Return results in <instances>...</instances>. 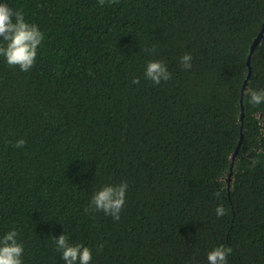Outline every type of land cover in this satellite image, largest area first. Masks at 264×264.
<instances>
[{
	"label": "trees",
	"instance_id": "1",
	"mask_svg": "<svg viewBox=\"0 0 264 264\" xmlns=\"http://www.w3.org/2000/svg\"><path fill=\"white\" fill-rule=\"evenodd\" d=\"M0 3L44 33L28 72L0 57V238L17 230L23 264H66L62 234L90 264H208L220 245L228 264H264V103L245 95L243 118L241 103L264 0ZM154 59L171 80L145 78ZM250 87L264 89V36ZM122 181L119 220L84 211Z\"/></svg>",
	"mask_w": 264,
	"mask_h": 264
},
{
	"label": "clouds",
	"instance_id": "2",
	"mask_svg": "<svg viewBox=\"0 0 264 264\" xmlns=\"http://www.w3.org/2000/svg\"><path fill=\"white\" fill-rule=\"evenodd\" d=\"M112 3H118V0H111ZM100 6L105 4V0H99ZM0 57L6 58V62L10 67L19 66L23 72H28L34 67L38 48L44 40V33L39 25L30 23L25 19L21 10H15L7 3H0ZM6 42V43H4ZM145 52H155V48H145ZM193 57L191 53H185L180 64L185 69L192 68ZM146 79L151 80L155 85H160L162 81L167 82L172 79V73L163 60L154 59L147 62L144 72ZM140 82L139 77H134L133 84ZM247 103L252 105H260L264 103V89H247L245 93ZM264 123V122H262ZM264 134V126L261 127ZM26 141L20 138L16 141L15 147L21 148ZM264 154L261 149L257 156ZM260 163L259 159L253 158L251 167H255ZM129 185L127 181L119 184H106L97 190L91 197V202L84 209L85 212L102 211L105 215H110L114 220L120 219V214L126 203V193ZM214 195L219 199L221 191H217ZM218 217L227 214V209L221 204L216 208ZM18 232L15 228L8 231L0 238V264H23L24 244L18 239ZM56 249L62 252V259L66 264H90L93 254L92 249L84 246L82 243H71L67 235L62 234L54 241ZM103 246L101 245V248ZM233 249L230 246L220 245L211 250L207 255L208 264H228V256Z\"/></svg>",
	"mask_w": 264,
	"mask_h": 264
},
{
	"label": "water",
	"instance_id": "3",
	"mask_svg": "<svg viewBox=\"0 0 264 264\" xmlns=\"http://www.w3.org/2000/svg\"><path fill=\"white\" fill-rule=\"evenodd\" d=\"M264 36V25L258 35V37L255 39L253 45H252V48H251V52H250V56H249V59H248V63H249V74H248V77L247 79L245 80V83L243 85V88H242V95H241V103H242V118L244 116V110H245V106H244V97H245V92L247 90V87H248V81H249V78L252 74V55L256 49V47L258 46V44L262 41V38ZM242 141H243V135L240 139V142L238 144V147H237V150L233 156V160L236 159V156L237 154L239 153V150H240V147H241V144H242ZM233 167H234V162L232 163V166H231V173H230V176H229V181H231V175L233 173Z\"/></svg>",
	"mask_w": 264,
	"mask_h": 264
}]
</instances>
